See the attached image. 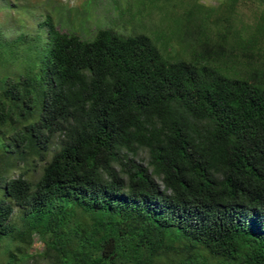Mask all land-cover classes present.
<instances>
[{"label":"trees","instance_id":"1","mask_svg":"<svg viewBox=\"0 0 264 264\" xmlns=\"http://www.w3.org/2000/svg\"><path fill=\"white\" fill-rule=\"evenodd\" d=\"M76 1L0 77V158L62 139L35 183L0 171L2 264H264V35L201 0H108L93 31Z\"/></svg>","mask_w":264,"mask_h":264},{"label":"rangeland","instance_id":"2","mask_svg":"<svg viewBox=\"0 0 264 264\" xmlns=\"http://www.w3.org/2000/svg\"><path fill=\"white\" fill-rule=\"evenodd\" d=\"M61 1L67 6H76L73 8L79 9V4L77 5L76 0ZM201 2L211 6V9L216 10L215 18L222 16L233 17L234 25L237 27L239 26V28L244 27L246 33L248 29L251 28L254 30L253 35H257L260 38L263 37L264 0H236V3H234V0H201ZM108 3V0H95V4L92 7L94 17L88 22L91 30L96 31L97 24H99L98 22L109 15L106 10L110 7ZM56 6L59 5L55 0H0V41H2L4 45V48L0 46V77L8 74L23 75L31 73L33 62L30 58L31 56L35 57L38 54L36 55L33 48V50H30V40L38 36H40V39L47 36V26L42 24L47 17L52 18V24L56 29H60L62 32L67 31L65 26L68 27L69 23L67 19L62 20V18L67 15L68 9L67 7H62V14H59L54 9ZM173 8L172 4H169L166 7L168 16L171 15V17H173ZM231 9H234L235 12L240 15H233L234 13L231 12ZM151 13V16H145L144 13L142 14L141 23L143 28H146V31L150 28L160 29L161 27L159 21L162 13L158 10H154ZM256 29H259L260 31L256 33ZM37 42L41 49L43 42L41 40ZM7 44L11 46L10 50L5 48ZM35 66H38V64H35ZM3 132L1 133L3 134ZM7 139H9V141L11 140L9 137H6V140ZM61 140V136L56 134L53 138L52 146L44 159H40L31 154L30 156H26L24 160L20 161V158L17 159V155L13 152L8 156L2 154L0 158V171L6 167L4 165L5 162H8L12 166L4 173L6 177L17 178L23 174L26 180L35 183L42 174L43 166L58 150L59 145H61ZM130 156L129 159L134 161L135 164L147 167L148 154L146 150L141 149L135 156ZM7 203L13 207L11 222L20 226V207L10 200H7ZM4 246L5 243L0 245V264L6 260V257L2 255ZM31 250L34 252L35 258L31 259L29 264H36V260L41 264H45L44 262L46 260H43L38 256L40 252L39 245L37 246L36 244L34 247L31 246Z\"/></svg>","mask_w":264,"mask_h":264}]
</instances>
